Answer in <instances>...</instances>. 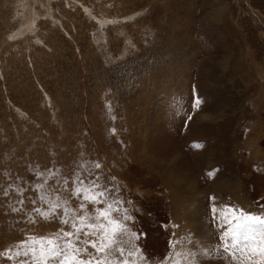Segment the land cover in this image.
<instances>
[{"label":"rangeland","instance_id":"1","mask_svg":"<svg viewBox=\"0 0 264 264\" xmlns=\"http://www.w3.org/2000/svg\"><path fill=\"white\" fill-rule=\"evenodd\" d=\"M94 163L136 264H236L220 210L264 213V0H0V252L66 228L36 185Z\"/></svg>","mask_w":264,"mask_h":264},{"label":"snow or ice","instance_id":"2","mask_svg":"<svg viewBox=\"0 0 264 264\" xmlns=\"http://www.w3.org/2000/svg\"><path fill=\"white\" fill-rule=\"evenodd\" d=\"M199 103V100L195 102L196 105ZM100 168L99 163H94L88 166L86 173H74L71 188L69 179L63 178L62 184L52 191V195L57 197L54 199L49 198L45 186L47 179L55 177L57 172L49 170L48 178L35 188L37 199L48 207H33L32 211L48 220L62 210L60 222L66 228L51 237L28 236L14 247L0 252V258L17 261V264H136L135 257L140 249L129 245L139 236L130 233L125 224L132 217L123 207L124 201L115 195L118 187L101 183L103 178L91 171ZM38 176L43 177V173H38ZM61 189L71 192L72 198L79 201L77 207H71L67 198H58ZM4 194L7 196V191ZM32 203L35 205L36 200ZM220 211L225 225L220 235V254L236 264H264V213L254 214L234 207ZM181 243L177 240L171 246L176 248ZM212 252V249H205L204 255ZM139 258L143 259V256ZM171 264H193L192 254L174 252Z\"/></svg>","mask_w":264,"mask_h":264},{"label":"crops","instance_id":"3","mask_svg":"<svg viewBox=\"0 0 264 264\" xmlns=\"http://www.w3.org/2000/svg\"><path fill=\"white\" fill-rule=\"evenodd\" d=\"M213 209H214V208L212 207V210H213ZM208 215H210V214H208ZM214 216H218L216 211H215V212H214V211L212 212V217H214ZM214 218H215V217H214ZM220 221H221V220H220ZM209 225H210V224H209ZM207 226H208V225H207ZM222 226H224V225H222ZM222 226H221V227H222ZM220 233H221V231L219 232V234H220ZM219 234H217V237H218V240L220 241V235H219ZM219 241H217V242H219ZM220 242H221V241H220ZM217 244H218V243H217Z\"/></svg>","mask_w":264,"mask_h":264},{"label":"bare ground","instance_id":"4","mask_svg":"<svg viewBox=\"0 0 264 264\" xmlns=\"http://www.w3.org/2000/svg\"><path fill=\"white\" fill-rule=\"evenodd\" d=\"M167 180H168V178H167ZM227 184V183H226ZM232 191V190H231ZM230 194H231V192H230ZM222 208V207H221Z\"/></svg>","mask_w":264,"mask_h":264}]
</instances>
